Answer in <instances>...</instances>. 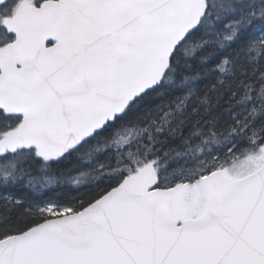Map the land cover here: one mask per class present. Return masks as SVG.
Masks as SVG:
<instances>
[{
	"label": "snow or ice",
	"instance_id": "snow-or-ice-1",
	"mask_svg": "<svg viewBox=\"0 0 264 264\" xmlns=\"http://www.w3.org/2000/svg\"><path fill=\"white\" fill-rule=\"evenodd\" d=\"M0 264H264V0H0Z\"/></svg>",
	"mask_w": 264,
	"mask_h": 264
}]
</instances>
